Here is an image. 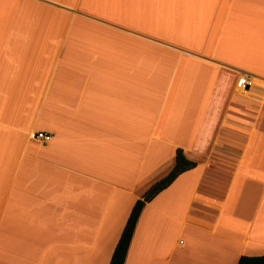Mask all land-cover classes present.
Returning a JSON list of instances; mask_svg holds the SVG:
<instances>
[{
	"label": "crops",
	"instance_id": "crops-1",
	"mask_svg": "<svg viewBox=\"0 0 264 264\" xmlns=\"http://www.w3.org/2000/svg\"><path fill=\"white\" fill-rule=\"evenodd\" d=\"M176 148L124 264L264 254V0H0V264H108Z\"/></svg>",
	"mask_w": 264,
	"mask_h": 264
},
{
	"label": "trees",
	"instance_id": "trees-1",
	"mask_svg": "<svg viewBox=\"0 0 264 264\" xmlns=\"http://www.w3.org/2000/svg\"><path fill=\"white\" fill-rule=\"evenodd\" d=\"M195 165L196 163L194 161L185 157L182 149L176 148L174 164L170 170L163 177L150 184L142 196L134 202L120 236L114 246L108 264H124L134 227L144 203L152 199L157 193L170 185L179 174L193 168ZM236 264H264V254L240 255Z\"/></svg>",
	"mask_w": 264,
	"mask_h": 264
},
{
	"label": "built area",
	"instance_id": "built-area-1",
	"mask_svg": "<svg viewBox=\"0 0 264 264\" xmlns=\"http://www.w3.org/2000/svg\"><path fill=\"white\" fill-rule=\"evenodd\" d=\"M250 82L244 77L241 76L237 79L236 81V87L240 90V91H244L245 90V86L249 85ZM33 137L36 139H39L41 141H48L51 138V134L44 132V131H37L35 133H33Z\"/></svg>",
	"mask_w": 264,
	"mask_h": 264
},
{
	"label": "rangeland",
	"instance_id": "rangeland-1",
	"mask_svg": "<svg viewBox=\"0 0 264 264\" xmlns=\"http://www.w3.org/2000/svg\"><path fill=\"white\" fill-rule=\"evenodd\" d=\"M179 239H180V240H183V238H182V237H179Z\"/></svg>",
	"mask_w": 264,
	"mask_h": 264
}]
</instances>
